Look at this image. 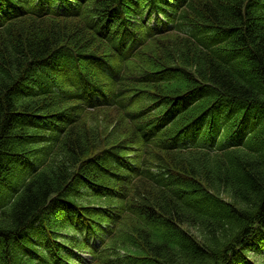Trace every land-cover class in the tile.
Returning a JSON list of instances; mask_svg holds the SVG:
<instances>
[{"label":"trees","instance_id":"obj_1","mask_svg":"<svg viewBox=\"0 0 264 264\" xmlns=\"http://www.w3.org/2000/svg\"><path fill=\"white\" fill-rule=\"evenodd\" d=\"M120 1L80 0L81 15L64 16L53 6H35V0H0V11L9 12L0 26V264L35 261L29 252L54 233L43 215L58 203H78L71 190L84 181L105 182L96 152L112 143L104 137L107 128L81 124L80 106L68 103L53 75L57 59L67 60L70 72L75 53L87 59L109 48L91 23ZM190 2L183 16L206 34L212 28L225 32L230 42L211 50L213 38L203 48L202 40L168 35L153 53L127 66L131 87L137 79L149 84L143 86L147 102L168 106L195 93L198 99L155 142L149 162L159 173L136 187L133 199L140 203L136 217L129 216V233L141 255L112 264H258L248 252L255 242L264 251V10L257 0ZM164 73L168 81L173 76L172 87L159 83ZM73 116L75 123L57 133L39 129L40 118ZM204 116L226 137L245 130V120L252 131L220 152L166 147V137ZM125 235L113 239L119 248Z\"/></svg>","mask_w":264,"mask_h":264},{"label":"rangeland","instance_id":"obj_2","mask_svg":"<svg viewBox=\"0 0 264 264\" xmlns=\"http://www.w3.org/2000/svg\"><path fill=\"white\" fill-rule=\"evenodd\" d=\"M113 116L114 117H117V115L115 114V113H109L108 115H107V117H105V116H101V115H91L90 117H89V119H91V120H93L94 122H93V125L95 126V125H99L100 126V130H104V129H106V126H104V121L102 122V119L103 118H105V121H107V119L108 118H110V117H112L113 118ZM100 121L102 122V123H100ZM125 126H121V128H120V131L119 132H117V133H121V132H123L124 130H125ZM110 130H108L107 131V133L109 132ZM120 138V137H119ZM114 139V138H113ZM109 141H112V139L111 138H109ZM96 202H99V203H101V200L100 199H97V201ZM131 226V223L128 221V222H126V224H120L119 225V230H120V232L119 233H126V237H127V239L125 238V236L122 238V242H123V244H121V246L120 247H123V249H125L126 250V252L128 253V254H131V255H133V256H136V257H139L140 255H141V253L139 252V251H137V249H136V247L135 246H138L139 247V245L138 244H136L135 243V238L129 233V227ZM124 230H126V231H124ZM123 236V235H122ZM257 242H255V248L256 247H259L261 244H260V242H258L257 244H256ZM111 244L112 245H115V243H114V240L111 242ZM116 246V245H115ZM119 246V245H118ZM249 253V255L252 257V259L254 260V261H256V262H258V263H261V264H264V254H258L257 252H256V250H253L252 252L251 251H249L248 252ZM30 264H34V263H30ZM101 264V263H100ZM102 264H107V263H102Z\"/></svg>","mask_w":264,"mask_h":264},{"label":"bare ground","instance_id":"obj_3","mask_svg":"<svg viewBox=\"0 0 264 264\" xmlns=\"http://www.w3.org/2000/svg\"><path fill=\"white\" fill-rule=\"evenodd\" d=\"M36 222V221H35Z\"/></svg>","mask_w":264,"mask_h":264}]
</instances>
